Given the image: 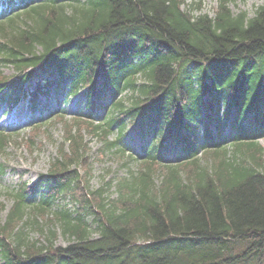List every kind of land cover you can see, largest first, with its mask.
<instances>
[{
    "label": "trees",
    "instance_id": "obj_1",
    "mask_svg": "<svg viewBox=\"0 0 264 264\" xmlns=\"http://www.w3.org/2000/svg\"><path fill=\"white\" fill-rule=\"evenodd\" d=\"M235 1L219 0L213 17L187 0L0 1V63L22 77L0 74L1 97H26L39 70L33 110L53 84L86 89L89 106L66 127L47 182L9 192L2 264H264V2L249 16ZM128 119L153 132L141 153L124 146ZM87 134L101 155L139 165L116 197L91 185ZM7 138L0 132L2 151ZM63 195L75 212L59 207ZM29 226L44 240H30ZM59 233L71 242L57 245Z\"/></svg>",
    "mask_w": 264,
    "mask_h": 264
},
{
    "label": "rangeland",
    "instance_id": "obj_2",
    "mask_svg": "<svg viewBox=\"0 0 264 264\" xmlns=\"http://www.w3.org/2000/svg\"><path fill=\"white\" fill-rule=\"evenodd\" d=\"M218 1L188 0V3L192 7L194 14L205 13L214 16ZM262 3L263 0L237 1L231 3V9L236 14L245 11L249 16H253L256 7ZM2 67L5 77L15 75V71L11 66L3 65ZM39 81H44V77L39 74L34 75L30 81V90ZM126 94L128 95L129 93ZM104 102L105 104L110 102L109 95L105 96ZM40 104L44 106L43 115L46 119L43 122L31 124L30 119L34 115L41 114L39 109L33 113V116H30V108L26 102L21 101L13 105L8 101H0V130L7 127L13 130V136L6 143V151L0 153V162L4 166V171L0 174V202L5 207L1 214L2 221L5 220L12 206V197L9 191L23 182L33 184L40 176L46 175L49 172L52 161L57 155H60L62 147L66 150V146L63 144L64 131L66 127L73 125L72 117L87 111V101L83 92L77 96L70 97L68 93L61 91L59 87L52 90L49 98L41 96ZM57 108L63 111L64 122H61V118L56 117L57 114H52L56 112ZM142 134L143 131L135 125H128L125 144L130 149L140 152L141 148L147 145L153 137V133H149L146 138ZM115 136L116 133L111 137ZM86 140L89 147L87 161L91 166L92 172L91 185L95 189L103 184L110 183L108 193L111 197H116L117 180L126 176L129 169L136 171L139 166L134 161L126 164L117 154L107 153L104 156L101 155L100 148H102V143L100 138L96 136L87 134ZM260 143L264 148V137L260 139ZM160 181V176H156L155 183L159 184ZM62 206H66L71 210L77 208V205L68 196L61 200L60 207ZM87 220L94 232L93 236H97L92 217H87ZM39 222L45 221L39 219ZM28 235L30 240H44L41 232L31 226H29ZM70 242V239L59 233L56 241L57 245L66 246Z\"/></svg>",
    "mask_w": 264,
    "mask_h": 264
}]
</instances>
